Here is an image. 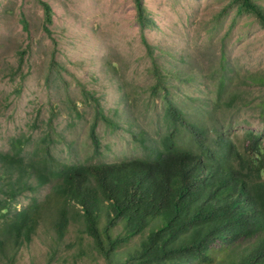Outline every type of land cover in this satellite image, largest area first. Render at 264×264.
I'll return each instance as SVG.
<instances>
[{
  "label": "rangeland",
  "instance_id": "374dc122",
  "mask_svg": "<svg viewBox=\"0 0 264 264\" xmlns=\"http://www.w3.org/2000/svg\"><path fill=\"white\" fill-rule=\"evenodd\" d=\"M44 1L52 8L50 23L38 0H0V152L13 138L26 139L24 153L46 138L53 158L67 165L143 156L164 130L169 99L190 116L196 106L212 107L238 148L246 130L259 133L264 146V25L251 13L239 14L233 0H143L154 20L147 27L137 22L134 0ZM255 1L264 8V0ZM18 66L24 78H9ZM161 70L168 94L152 92ZM221 74L226 82L219 89ZM98 107L103 116L95 121ZM93 125L97 153L89 136ZM138 131L146 135L145 146L132 139ZM55 183L16 197L18 208L33 201L45 207L13 264H104L76 203L66 208L65 234L57 238ZM111 229L112 235L122 232V223ZM137 241L119 250H133Z\"/></svg>",
  "mask_w": 264,
  "mask_h": 264
},
{
  "label": "trees",
  "instance_id": "16d2710c",
  "mask_svg": "<svg viewBox=\"0 0 264 264\" xmlns=\"http://www.w3.org/2000/svg\"><path fill=\"white\" fill-rule=\"evenodd\" d=\"M233 1L239 14L251 13L264 25V8L255 0ZM38 2L44 20L52 22L50 4ZM134 3L139 25L154 24L143 0ZM20 20L27 28L23 17ZM143 42L149 49L144 38ZM25 53L19 51L18 65ZM18 69L7 76L14 79ZM163 71L155 76L158 82ZM19 74L16 76L22 80ZM184 74L185 80L192 79L189 73ZM225 82L221 74L219 89ZM158 84L152 86V92L157 94L164 88L165 94L169 93L166 85ZM194 109L190 116L169 99L162 114L164 130L155 143L145 147L148 152L113 163L67 165L53 158L46 138L44 145L37 143L27 153L26 139L13 138L10 149L0 152V261L7 259L2 264H13L19 247L31 239L45 207L33 201L18 208L16 197L53 180L56 183L51 192L59 202L53 221L57 238L65 234L66 208L76 203L104 264H264L261 135L246 130L238 148L222 123L213 118L212 107ZM101 112L98 107L95 121L103 116ZM105 121L113 128L118 126L108 117ZM89 136L97 153L95 125ZM132 139L145 146L144 132H133ZM102 215L106 222L101 228ZM118 223H122V232L112 235L111 227ZM136 236L135 249L119 250Z\"/></svg>",
  "mask_w": 264,
  "mask_h": 264
}]
</instances>
